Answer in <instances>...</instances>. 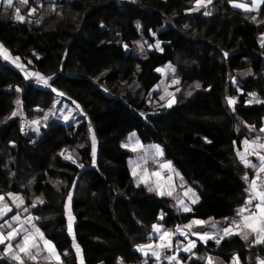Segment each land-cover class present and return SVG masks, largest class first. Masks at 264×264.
<instances>
[{
  "label": "trees",
  "instance_id": "1",
  "mask_svg": "<svg viewBox=\"0 0 264 264\" xmlns=\"http://www.w3.org/2000/svg\"><path fill=\"white\" fill-rule=\"evenodd\" d=\"M233 1L240 0H211L195 12L196 0H45L41 10L49 19L41 26L0 18V43L24 65L52 77V86L86 116L77 126L54 123L21 136L19 118L4 122L15 101L38 117L36 110L50 107L54 92L34 85L0 56V150L14 158L6 168L0 157V195L26 201L63 264H81L67 228L68 205L83 264H156L137 247L153 241L154 224L168 229L238 217L248 197L243 177L251 174L237 153L264 126V103L247 105L253 93L264 101V3L258 12H242ZM143 36L159 40L162 51L141 59L126 49ZM176 59L181 89L170 108L157 69ZM132 133L147 154L159 144L161 160L197 192L200 201L190 211L176 212L169 196L160 198L135 181L129 163L134 154L124 147ZM64 151L76 164L62 158ZM37 197L43 203L32 207ZM253 240L234 237L217 245L212 239L195 249L193 264H207L209 255L225 264H259L264 243ZM0 247V264L13 263L5 244Z\"/></svg>",
  "mask_w": 264,
  "mask_h": 264
},
{
  "label": "rangeland",
  "instance_id": "2",
  "mask_svg": "<svg viewBox=\"0 0 264 264\" xmlns=\"http://www.w3.org/2000/svg\"><path fill=\"white\" fill-rule=\"evenodd\" d=\"M44 1L45 0H33V1L28 0L27 4H23L20 2V0H13V7H11V8L6 7L3 3H0V18H2L3 20H11V21L21 22L15 18V9L19 8L20 14L25 17L24 21L21 23H23L27 26H36V27L41 26L43 23H45L49 19V15H45L41 10ZM123 1H127V2L131 3L132 1H135V0H123ZM207 4L210 5L211 3H208L207 0H202V3L200 4L199 7H197V4L195 3L193 5L194 11L195 12L200 11L201 6H205V5L207 6ZM236 4H244V5H247L248 8H252V0H240V1L231 2V6L234 9L242 11V12H257L260 8V5H259L258 8L254 11H245L244 8L235 7L234 5H236ZM44 6H45V4L43 5V7ZM32 9H35V11L32 12L31 11ZM137 30L141 34L142 33V25H139V27L137 25ZM157 41H159V40H157V39L151 40L150 38L143 36V37H140L137 40L133 41L132 46L126 47V49L128 51H130L134 56L141 58V59H144V58H147L148 53H150L152 51H159V52L162 51V44L160 43V41H159V48L156 47ZM141 46H143V51H141ZM8 52H9V50H8ZM9 54H10V59H8V60H5L2 54H0V56L7 64L18 68L24 74V76H26L34 85H37V86L43 87L45 89L47 88V89L51 90V88L45 87L43 84L37 83L36 78L34 76L26 75V73H34V72H38V71L31 69L30 66H28V65L23 66V68L17 67L16 64H14L12 62V58H15L16 56H13L10 52H9ZM178 62H181V60L176 59L175 64H167L165 66L159 67L158 69H160L161 71H157V73L159 72L161 74V76H163V79L165 80V83H163V85L161 86V89L163 90L164 93L166 92L168 94L167 95V105H168L169 101H172V100L175 101L174 103L171 104L170 108L173 107L177 102V100H176L178 97L177 89H179V91L181 89L180 81L177 78V71H178L179 64H180ZM19 63L22 64L20 62V60H19ZM173 69H175L174 72H173ZM38 73H40L44 77H50L49 75H45L41 72H38ZM173 80H178L179 83L174 84ZM49 83L52 85L51 80L49 81ZM156 91H158V90H156ZM169 93H171V95H169ZM255 98H257L256 95H255ZM17 101H19V104L17 103ZM250 101H251V103H250ZM253 104H256V102L254 100V97L251 96V99L248 101L247 105H253ZM13 105L14 106L12 107L10 114L6 116V118L4 119V122H8L9 119H15V118L18 119L19 118L20 122L22 123L21 118L25 117L28 121L29 126L31 128L36 129L35 131L41 130L42 126L48 128L50 126V124H54V123H63L67 126H70V125L77 126V125L82 124L85 120L84 117H86L84 112L81 110L80 106L77 107V104L75 102L69 100L65 95H63V96L58 95L57 92H54V98H53V101H52V104L50 105V107H48L46 109H42V110H36V112L38 113L37 114L38 117L35 115L30 116L24 110L22 101L20 99L16 100ZM13 112H16L17 115L13 116L12 115ZM65 116H68L69 118L67 120H65L64 119ZM45 117H46V119H45ZM33 121H38V124H33L32 123ZM89 131H90L89 137H90V140L92 142V137H93L94 132H93L92 128H90ZM132 137L133 136L131 134H129L127 140L124 142V147L129 148L134 154L129 159V163L132 166V170H135V175L133 174V177H134L135 181L138 182V184H142L147 189V191H148V187H152L154 189V191H151V192L148 191V192H150L152 194H156L160 198H167L169 195H167V194H165L163 196L158 195L157 194L158 191H163L165 193H167L168 191H171L172 195L169 196L173 200L171 208L173 210H176V212H178L179 210L183 211V206L179 202L180 200L184 201L185 199L186 200L189 199V197H191V198L193 197L192 192H188V194L185 195V192H187L188 189H192V191L196 195V199L197 198L199 199L197 192L193 188L186 186L185 179L179 174V172H177V170L172 166V164H171V168H164V169L162 168L163 165L168 164L169 162L166 161V159L161 160V158L164 157V151H163L162 156L156 155L154 146L159 145V144H156V143L151 144L152 145V146H150L151 151L149 150V153H151V154H147L148 150L141 151V147H137V143L133 142L134 140ZM95 140H96V138H95ZM139 144L142 145L141 143H139ZM133 147H136V151L132 150ZM160 148L163 150V148L161 146H160ZM74 150L78 151V147H76ZM239 152L243 153L242 151H239ZM6 153H7L6 150H2V151L0 150V157L6 159L7 165H8L6 168H8L12 163L14 164V158H13V160H12V158L8 159L7 156L5 157ZM73 154L75 155L76 153L73 152ZM66 156H71V154L68 151H66L65 154L62 155V158L65 160ZM71 159L75 161V159L72 156H71ZM8 160H10V161H8ZM137 160H142L144 162V164L142 163V165H139V163L136 162ZM74 164H76V163H74ZM243 165H244V163H243ZM159 170H162V171H159ZM155 172L160 173L159 178L157 176L153 175V173H155ZM51 183L54 185H58L59 181H52ZM158 184H159V188H157ZM18 196L21 197L20 195H18ZM4 197H5L4 203L7 204L12 209V211L8 212L2 219H0V225H3V227H0V232H3L6 235L7 232L10 231V229L7 227V224L5 223L6 221L13 223L14 226H18V225H16L15 221H11V217L13 215H16V214L20 215L21 221H24L27 216L31 215L34 218L32 223H34L35 226L37 227V221L38 220L35 219L36 217L33 215V213L30 210H28V212L23 211L24 208H27V207H25L26 206L25 200H23L24 201L23 205H21V207L19 209H17L15 203L12 202L11 198L7 194ZM16 203H19V201H17ZM192 204H193V206L195 205L194 203H192ZM69 210L71 211V208H69V205H68L67 206V215H68ZM183 212H185V211H183ZM71 214H72V212H71ZM229 221H231V220H229ZM157 224L162 225L163 229L166 228L165 224L162 222L157 223ZM26 226H28V225H26ZM37 228H39V227H37ZM211 228H212V226L207 224L204 229H211ZM31 231L34 232V229H31ZM167 231L172 233L173 234L172 237H174V229L173 228H170ZM201 231H204V230H201ZM156 233L157 232H155L153 230L152 235L154 236ZM157 234H159V233H157ZM70 237H73V232H72V235H70ZM21 239H22V237L18 236L16 238V240L11 241V243L13 245V252L8 253L9 255L13 256L18 251V249L16 248V243L18 240H21ZM36 239L40 243V249H41L40 252L37 254V259L36 260H30L27 257H25L24 254L21 253L22 258L24 259V264H63L61 257H60V261H57L54 257H51L48 250L46 248H44L43 241H39L38 236L36 237ZM185 239L188 240V238H185ZM211 240H209L207 242L209 243ZM5 242H7V241H5ZM174 242H175V240H174ZM149 243L152 244V242H149ZM171 244H173V243H171ZM52 245L54 246V248L56 250L55 245L53 243H52ZM5 247H6V244H5ZM75 250H76V248H75ZM178 250H180V249H178ZM0 251H2L1 247H0ZM32 251L35 252V249H33ZM56 252L58 253L57 250H56ZM0 256H3V255H0ZM77 256L79 259L83 258L82 257V251L80 252L79 255L77 254ZM209 258H211L212 264H220L219 259H217L213 255H209L207 257V260H209ZM236 262H237V260L233 259L230 264H236ZM80 263H81V261H80ZM11 264H19V262L13 259V263H11Z\"/></svg>",
  "mask_w": 264,
  "mask_h": 264
},
{
  "label": "snow or ice",
  "instance_id": "3",
  "mask_svg": "<svg viewBox=\"0 0 264 264\" xmlns=\"http://www.w3.org/2000/svg\"><path fill=\"white\" fill-rule=\"evenodd\" d=\"M20 2L23 4H27L28 0H20ZM207 2L211 3V0H207ZM0 3H3L6 7H9V8L13 7V0H0ZM201 3H202V0H196L197 7H199ZM261 3H264V0H252V8H248V6L244 4H236L234 6L239 7V8H244L245 11H254L258 8V6ZM31 11L34 12L35 9H32ZM205 14L207 15L209 13H205ZM15 18L21 22H23L25 19V17L20 14L19 8L15 9ZM261 46L264 47V42H262ZM156 47L159 48V41H157ZM141 51H143V46H141ZM0 54L3 55L5 60L10 59V54L3 44H0ZM225 56H227V53H225ZM19 60H20L19 57L12 58V62L16 64L17 67L23 68V65L19 63ZM157 71H161V70L157 69ZM174 71L175 69H173V72ZM26 75L34 76L36 78L37 83L43 84L45 87L51 88V90L53 92H57L58 95H61V96L64 95V93L58 92V90L52 87V85L49 83V81L52 80V77H44L38 72L26 73ZM173 83L178 84L179 81L173 80ZM195 87L200 88V85L196 84ZM16 91L19 92L21 90L17 88ZM177 91H179V89H177ZM169 95H171V93H169ZM187 95L191 96L192 92L189 91ZM251 95L254 97V100L256 103H264V101H261L255 98L254 93ZM161 99H163V97H161ZM174 102H175L174 100L169 101L168 106L170 107L171 104ZM17 103L19 104V101H17ZM228 103L230 105H233L235 103V100L229 98ZM77 107H79V105H77ZM12 115L15 116L17 115V113L13 112ZM68 118H69L68 116L64 117L65 120H67ZM32 123L38 124V121H33ZM248 127L250 129L255 128L254 125H251ZM259 132L264 133V127H261L259 129ZM131 135L135 136V133H132ZM244 146H245V152L244 153L238 152L237 155L240 157V160L244 163L246 167H250L255 170V178L249 182V177L247 174H245V176L243 177L245 182H249L248 187L250 189V193L245 201L244 206L238 210V214L241 215V219L233 220L231 222V226L224 227L222 230L220 229L217 230V236L215 237V242L217 245L220 244L221 240H223L225 237H230L233 234L241 235V238L246 241L249 239L250 234H255L253 242L256 244L264 243V176H262V174H264V154H261L262 151H264V142H261V138L257 137V139L252 141L251 143L248 140H245ZM137 147H142V145H140L138 141H137ZM154 149H155L156 155H159V156L163 155V150L160 148L159 145L154 146ZM132 150L136 151V147H133ZM95 154H96V140L93 134V137H92V156L93 158L95 157ZM61 155H63V153H61ZM247 155H256L259 160V164L257 165V164L251 163V161L246 158ZM65 159H71V156H66ZM73 162L75 163V161ZM79 167H83V165L81 164L79 165ZM163 167L171 168V163L169 162L168 164L163 165ZM133 174L135 175V170H133ZM153 175L159 178L160 173L155 172L153 173ZM258 180L260 181L259 184L257 183ZM157 188H159V184L157 185ZM148 191L151 192V191H154V189L152 187H148ZM188 192H192L193 197H195V193L192 191V189H188L187 192H185V195H187ZM157 194L161 196L165 194L171 196L172 192L168 191L167 193H165L163 191H158ZM7 195L11 198L12 202L15 203L17 209H19L21 205H23L24 201L18 195L12 194V193H8ZM71 198H72L71 193H69L68 195L69 202L71 201ZM4 200H5L4 195H0V219H2L8 212L12 211V209L7 204L4 203ZM17 201H19V203H16ZM254 201H256V203H254ZM37 202L43 203V200L40 197H37L36 201L33 202L32 207H35ZM179 202L183 206V210L185 212L190 211V209L186 205H184L183 200H180ZM195 202H196V199H193L192 203H195ZM23 211L28 212V209L24 208ZM245 212H247L248 214L243 215ZM33 219L34 218L31 215H29L25 218L24 221H21V217L19 214L13 215L11 217V221H15L16 225L18 226H14L13 223L6 221L5 223L7 224V227L10 229V231H8L6 235L3 232H0V244H5V241H8V243L6 244V252L12 253L13 245L11 241L16 240L18 236H21L22 239L18 240L16 243V248L18 249V251L12 256V258L18 261L19 264H24V259L22 258L21 253L24 254V256L30 260L37 259V254L41 250L40 243L36 239V237L38 236L39 241H43L44 248L48 250V252L50 253V256L54 257L57 261H60V255L56 252L54 246L52 245V242L47 240L44 237L43 233L40 231V229L37 228L34 223H32ZM35 219H38V217H36ZM73 220H74V217L72 216L71 211L69 210L67 227H68V232L70 235H72V232H73ZM205 223L206 222L202 220H193L190 222V224L185 225L183 227L185 229H191L192 225H203ZM211 226L212 228H216L215 223H212ZM0 227H3V225H0ZM152 227L155 232L159 233V239L161 241L159 246L154 247L152 245H148V246L139 245L137 247H138V250L143 252L145 256H148L149 250H150L152 257H154L155 260L159 262L161 261L162 250L171 248L172 246L171 239H172L173 234L167 230H164L162 225L154 224ZM234 228L240 229L241 231L234 233ZM31 229H34V232L31 231ZM177 231H179L180 235L182 236L187 237L188 235V233L186 231L181 230L180 227L177 228ZM193 234L198 235L199 238L205 242L208 239L214 238L210 236L208 232H205L203 234H200V233H193ZM73 243L76 248V252L79 255L81 250L78 245H75L74 236H73ZM195 247H196L195 242L189 240L188 246L184 248V251L190 252ZM33 249H35V252L32 251ZM65 255H67V253H65ZM165 258L170 262H176V264H179L177 257L174 255L166 256ZM81 264H83L82 258H81ZM145 264H147V261H145ZM208 264H212L211 258H209ZM259 264H264V261H260Z\"/></svg>",
  "mask_w": 264,
  "mask_h": 264
},
{
  "label": "crops",
  "instance_id": "4",
  "mask_svg": "<svg viewBox=\"0 0 264 264\" xmlns=\"http://www.w3.org/2000/svg\"><path fill=\"white\" fill-rule=\"evenodd\" d=\"M261 5H262V3L260 4V8H261ZM260 8H259V10H260ZM258 10V11H259ZM257 11V12H258ZM20 62H21V60H20ZM22 63V65L23 66H25L24 64H23V62H21ZM14 67V66H13ZM60 92V91H59ZM257 137H260L261 138V142H264V133H260L259 131H258V134L257 135H253V136H251L249 139H247L250 143L252 142V141H254V140H256L257 139ZM148 149V147L146 146H143L142 145V147H141V151H146ZM243 153L245 152V146H244V143H243V145H242V150H241ZM261 154H264V151H262V153ZM240 158V157H239ZM248 160H250L251 161V163H253V164H259V160H258V158H257V156L256 155H247V157H246ZM137 163H139V165H142V163L144 164V162L142 161V160H137ZM242 163V162H241ZM242 165H243V163H242ZM244 166V165H243ZM141 167V166H140ZM248 171H249V173L251 174V176H250V178H249V181H251L252 179H254L255 178V170L254 169H252V168H250V167H246V166H244ZM162 168L164 169L165 167H163L162 166ZM159 171H162V170H159ZM262 176H264V174H262ZM257 182H259L260 183V181L258 180ZM247 183H249V182H247ZM248 195H249V193H248ZM193 199H196V195H195V197H189V199H185L183 202H184V205H186L190 210L192 209V207H194L196 204H198L199 203V201H200V199H196V202L194 203L195 205L193 206V204H192V200ZM254 203H256V201H254ZM240 209V208H239ZM184 211V210H183ZM182 210H179V212H182V213H186V212H183ZM248 213H244L243 215H247ZM241 219V215L240 214H238V217L237 218H234V219H232L231 221H228V220H230V219H226V220H218V221H205L206 223L205 224H209V225H212V223H215L216 224V228H211V229H204L205 228V224H203V225H192V227H191V229H185L183 226H185V225H188V224H185V225H178V226H175L173 229H174V237H172V239H171V243H173L172 244V246H174L175 247V251H178V252H185V251H183L184 250V247H186V246H188V242H189V240H191V241H194L195 242V244H196V247L195 248H193L190 252H194L195 251V249H197L198 247H199V245L200 244H202V245H206L208 242L207 241H209V240H211V239H213L214 241H215V237L217 236V230L218 229H220V230H222L224 227H229V226H231V222L233 221V220H240ZM190 224V223H189ZM178 227H180L181 228V230H183V231H186L187 233H188V235H187V237H185V236H182V235H180V232L179 231H177V229L176 228H178ZM168 229H170V228H168ZM167 228H164V230H168ZM201 230H204V231H201ZM241 230L240 229H235L234 228V233H236V232H240ZM205 232H208L209 234H210V236H212V237H214V238H211V239H208L206 242L205 241H203V240H201L200 238H199V236L198 235H194L193 233H200V234H203V233H205ZM173 236V235H172ZM152 237H153V241H151L152 242V244H146V245H144V246H148V245H152V246H159V244L161 243V241H160V239H159V234H155L154 236L152 235ZM234 237H239V238H241V235H237V234H233V235H231L230 237H225L224 239H229V238H234ZM254 237H255V234H250V236H249V239L247 240V241H251V240H253L254 239ZM185 238H188V240H186ZM242 239V238H241ZM174 240H176L175 242H174ZM244 240V239H243ZM165 242H167V241H165ZM8 243V241L7 242H5V244H7ZM178 249H180V250H178ZM182 249V250H181ZM142 254H143V252H141ZM144 255V254H143ZM145 256V255H144ZM148 256H150V257H152V255H151V251L149 250V254H148ZM145 257H147V256H145ZM154 258V257H153ZM155 259V258H154ZM155 263L156 264H158V262L155 260ZM208 264V263H207ZM220 264H225V263H221L220 262ZM236 264H238L237 262H236Z\"/></svg>",
  "mask_w": 264,
  "mask_h": 264
},
{
  "label": "built area",
  "instance_id": "5",
  "mask_svg": "<svg viewBox=\"0 0 264 264\" xmlns=\"http://www.w3.org/2000/svg\"><path fill=\"white\" fill-rule=\"evenodd\" d=\"M21 119H22V123L20 122L21 125L19 128L20 135L23 137H27L30 135L31 131L34 128H31L29 126L28 121L25 117ZM65 152L66 151H64L63 154H65ZM65 160L68 163L74 164L73 162L74 160L72 159H65ZM173 255L177 257L179 264H193L198 258V255L196 253H180L174 250H171V253H167L166 251H164V252H161V261H159V264H176V262H170L165 258L166 256H173Z\"/></svg>",
  "mask_w": 264,
  "mask_h": 264
},
{
  "label": "clouds",
  "instance_id": "6",
  "mask_svg": "<svg viewBox=\"0 0 264 264\" xmlns=\"http://www.w3.org/2000/svg\"><path fill=\"white\" fill-rule=\"evenodd\" d=\"M264 127V126H263ZM250 182V181H249ZM247 183V182H246ZM259 184V182H257ZM249 183H247V193H250V189L248 187Z\"/></svg>",
  "mask_w": 264,
  "mask_h": 264
},
{
  "label": "bare ground",
  "instance_id": "7",
  "mask_svg": "<svg viewBox=\"0 0 264 264\" xmlns=\"http://www.w3.org/2000/svg\"><path fill=\"white\" fill-rule=\"evenodd\" d=\"M66 95V94H65ZM68 98V97H67ZM241 252V251H240ZM239 254V253H238ZM248 254V253H247ZM226 256V255H225ZM229 257V256H228Z\"/></svg>",
  "mask_w": 264,
  "mask_h": 264
}]
</instances>
